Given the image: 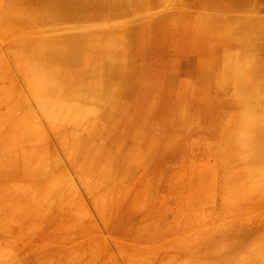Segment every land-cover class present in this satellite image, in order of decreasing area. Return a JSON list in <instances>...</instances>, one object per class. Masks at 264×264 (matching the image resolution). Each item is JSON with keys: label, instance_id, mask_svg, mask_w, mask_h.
<instances>
[{"label": "rangeland", "instance_id": "rangeland-1", "mask_svg": "<svg viewBox=\"0 0 264 264\" xmlns=\"http://www.w3.org/2000/svg\"><path fill=\"white\" fill-rule=\"evenodd\" d=\"M30 1L0 0V264H264V0ZM69 33L123 74L51 99Z\"/></svg>", "mask_w": 264, "mask_h": 264}, {"label": "bare ground", "instance_id": "bare-ground-1", "mask_svg": "<svg viewBox=\"0 0 264 264\" xmlns=\"http://www.w3.org/2000/svg\"><path fill=\"white\" fill-rule=\"evenodd\" d=\"M8 1H9V3L13 2L12 5L14 4L16 6L18 4L21 6V4H19V0H8ZM31 1H30V5L32 3ZM59 1L65 5L66 4L72 5L75 0H59ZM28 4H29V2H28ZM12 5H11V7H13ZM30 5H28V6H30ZM124 7L127 8L128 6L126 5ZM15 8L18 9V7H15ZM25 8L28 9V7H26V5H25ZM32 8H33V6H32ZM32 8L30 7V9H32ZM116 8H117L116 13L120 12V11H122V12L127 11V9L123 8V7L122 8L116 7ZM22 9H23V7H22ZM30 9H28V10H30ZM69 9H70V7L67 8L68 12H70ZM18 10H19V13H20V11H22L21 9H18ZM28 10H26V12ZM12 12H14L12 20L13 19H15V21L19 20V22H20V19L18 18L19 13L16 14L15 13L16 11H12ZM64 15H63V17L66 18L64 22H66V20L72 21L73 18L78 16L77 13H68V16H67V13H65ZM24 16H22V17L24 18ZM15 17H17L18 19H16ZM22 17H20V18H22ZM26 18H27V16H26ZM22 20H26V19H22ZM21 22H23V21H21ZM54 23H55L54 24L55 28H59V27L63 26V27H67L68 31L69 30H75V28L79 27V25H76V24L65 26L62 24L63 21H59V22L55 21ZM44 25H46L48 27L52 26L48 23H44ZM84 33H87V32L84 31ZM84 33L79 34V35L69 33V34L64 35L62 37L63 39H65V41L72 40L73 41V42H71L72 45H67L63 48L62 47L54 48L52 46H48V47H44L43 49L37 50V52L33 53V58L34 59L36 58L35 60H37L38 62H43L46 66L48 63H53L50 66V67H53V69H50L52 76L47 77V81L45 80L46 79L45 77H43L44 79L41 78L43 81H46V83H43V89L46 92L45 94L48 95V93H50L49 94L50 97L47 96V98L49 97L52 99L51 96H53V95H51V94L56 93V92H50V91H58L56 93V94H58V96H64V92H68V91L74 92L75 96H82V94H83L82 91H86V90L89 92L88 94H90V95H97L98 91H100L101 88H103V86H104V88L107 87L109 84L113 83L112 81H116L118 79V77L123 74V73H121L123 71V69H121L122 67H118L120 65L119 64L120 58H119V50H118L115 42H112L110 40L111 43H110L109 49L106 50L107 53L101 54V55H96V58L99 60L95 61V58H93V57L88 58L86 56V54L82 52V50L80 49L79 46L74 45V44H76L74 42L81 41V43H83V41L88 40V37H87L88 35L86 36ZM52 39L58 40V38H52ZM68 43H70V42H68ZM112 43H113V45H112ZM241 46H243V44H241L240 47ZM239 54L240 53H238V55ZM88 61H89V63L85 64L87 66L85 68H81L82 63L88 62ZM37 63L35 65H37ZM229 64H230V60H229ZM238 65H239L238 63H235L233 66V67H237V69L234 71L235 76L244 74V70H242L240 66L238 67ZM90 66H92V69L89 70L88 68ZM38 69H40V68H38ZM38 71H40V70H37V73L35 72V74L33 73L31 77H34L33 79H36L37 82L42 83V81L40 79L41 74L38 73ZM42 75H44V74H42ZM119 79L121 80L122 77H120ZM31 81L34 82V80H31ZM37 82H36V84H37ZM31 85L34 86V84H30V86ZM31 89H32V87H31ZM41 92H42V89H41ZM38 93L40 95L42 94L40 92H38ZM34 94H35V92H34ZM37 95H36L37 99H35V98L34 99L32 98V99H33V101L35 100V102L37 101L35 105L39 108V107L43 106V103H42L43 101L42 102H40V101H41V99L43 100L44 96L42 97L43 94L41 96H37ZM47 98L45 96V100H48V102H49L50 99H47ZM89 98L92 99V97H89ZM75 101H73V102H75ZM45 102L47 103V101H45ZM40 103H42L41 106L39 105ZM46 103H44V104H46ZM62 104H65V102H63ZM77 104H79V102ZM74 105L76 106L75 103H74ZM74 105H73V109H75V110L78 109L80 106V105H78V108L77 107L75 108ZM57 107L58 106H56V108ZM52 108L54 109V107H52ZM59 109L63 110V108H60V107H59ZM60 110L58 111V109H57L60 116H61V113L63 116V112ZM75 110H73V111H75ZM69 115H71V113H69Z\"/></svg>", "mask_w": 264, "mask_h": 264}]
</instances>
